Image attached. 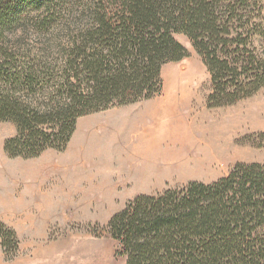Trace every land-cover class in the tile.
<instances>
[{"label":"trees","instance_id":"16d2710c","mask_svg":"<svg viewBox=\"0 0 264 264\" xmlns=\"http://www.w3.org/2000/svg\"><path fill=\"white\" fill-rule=\"evenodd\" d=\"M263 11L264 0H0V121L15 127L3 151L63 150L79 117L152 97L162 65L189 53L175 33L202 57L208 106L253 95ZM106 228L124 264H264V165L139 194ZM0 246L6 258L18 249L1 220Z\"/></svg>","mask_w":264,"mask_h":264},{"label":"rangeland","instance_id":"374dc122","mask_svg":"<svg viewBox=\"0 0 264 264\" xmlns=\"http://www.w3.org/2000/svg\"><path fill=\"white\" fill-rule=\"evenodd\" d=\"M174 36L189 53L162 65L156 94L79 117L65 149L36 156L44 167L46 199L55 202L7 212L1 221L16 232L18 249L6 258L0 246V264H124L106 224L129 200L191 180L213 181L238 162L264 165L258 136L264 131V87L233 104L208 106L210 78L202 57L185 35ZM254 46L264 56V31ZM172 90L186 104L170 106L166 114L162 107ZM213 126L222 138H207ZM185 129L200 137L180 139ZM14 133L12 123L0 121V167L9 161L7 167L21 174L24 162L36 157L5 154L3 141Z\"/></svg>","mask_w":264,"mask_h":264},{"label":"crops","instance_id":"0c3cea01","mask_svg":"<svg viewBox=\"0 0 264 264\" xmlns=\"http://www.w3.org/2000/svg\"><path fill=\"white\" fill-rule=\"evenodd\" d=\"M39 161V157L25 161L21 174L7 167L9 161L1 163L4 168L0 167V220L15 209H41L55 202L54 198L46 199L44 167ZM27 164L33 166L28 167ZM52 169L56 171L58 168Z\"/></svg>","mask_w":264,"mask_h":264},{"label":"bare ground","instance_id":"6f19581e","mask_svg":"<svg viewBox=\"0 0 264 264\" xmlns=\"http://www.w3.org/2000/svg\"><path fill=\"white\" fill-rule=\"evenodd\" d=\"M177 79V78H176ZM176 81V80H175ZM176 85L177 86H180L181 84H179L178 82H176ZM184 86V85H183ZM176 89V88H175ZM178 89H179V87H178ZM182 89V88H181ZM181 89H179V90H181ZM185 90V89H184ZM183 95H182V93L180 94V93H178V91L177 90H172L169 94H168V98H167V101L166 102H164V105H163V107H162V110H163V112L164 113H166L167 114V112H168V107H172V106H174V107H176L177 105H182V102L181 101H184V103H185V100H183V99H181V97H182ZM163 100H165V99H163ZM186 104V103H185ZM192 107V106H191ZM174 110V109H173ZM189 115V114H188ZM194 115V114H193ZM190 120V119H189ZM188 120V121H189ZM187 121V120H186ZM192 121V120H191ZM199 121V120H198ZM188 123V122H187ZM189 126V125H188ZM213 129H212V132L208 135V137L206 136V135H204V134H201V138H209L210 140H216V139H220V138H222V132L220 133V131L219 132H217L216 133V128H215V126H213L212 127ZM204 130V129H203ZM177 131V130H176ZM203 133V132H202ZM198 134H200L199 132L197 133V134H195V133H190V131H188L187 129H185L184 131H182L179 135H180V139H182V138H191V136H194V137H200V135H198ZM184 158V157H183Z\"/></svg>","mask_w":264,"mask_h":264}]
</instances>
